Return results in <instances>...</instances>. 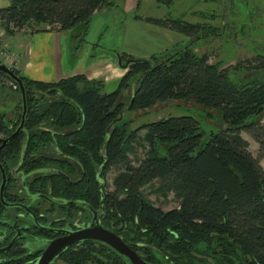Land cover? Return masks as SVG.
<instances>
[{"label": "trees", "instance_id": "obj_1", "mask_svg": "<svg viewBox=\"0 0 264 264\" xmlns=\"http://www.w3.org/2000/svg\"><path fill=\"white\" fill-rule=\"evenodd\" d=\"M114 4L115 0H8L0 8V18L8 34L13 33L11 26L30 33L77 29L78 49L94 13ZM147 20L188 36H196L205 28L177 18ZM158 56L139 58L120 53V66L127 71L112 92L104 91L100 80H87L83 74L56 82L21 76L27 101L33 99L35 91L57 96L42 110L28 111L27 128L34 135L53 132L57 146L69 154L78 151L77 142L92 144L96 168L102 143L108 167L126 162L114 177L107 197L109 214L120 224L123 241L148 253L149 260L153 257L145 243L165 248V256L179 260L190 257V249L199 243L209 247L215 239L220 245L218 240L224 238L248 255L252 264H264V168L260 163L264 159V123L260 117L264 112V75L233 82L228 78L230 69L210 63L206 53L197 55L190 45L156 59ZM238 68L264 70V55L241 60L234 67ZM131 78L135 82L127 109L145 108L167 99L191 100L219 111L226 127L205 136L198 119L188 114L152 120L132 131L118 127L125 109L115 102ZM40 123L54 130H35ZM141 129L147 130L149 150L134 166L127 163L126 142L134 143ZM241 130L248 131L259 144L258 156L249 150ZM162 144L166 145L164 150ZM153 180L175 192L179 207L163 211L143 196V187ZM91 244L66 251L63 262L89 261L96 250ZM97 252L108 255L104 249ZM111 253L108 260L112 264L123 262L118 253Z\"/></svg>", "mask_w": 264, "mask_h": 264}, {"label": "flooded vegetation", "instance_id": "obj_2", "mask_svg": "<svg viewBox=\"0 0 264 264\" xmlns=\"http://www.w3.org/2000/svg\"><path fill=\"white\" fill-rule=\"evenodd\" d=\"M13 71L22 76L16 69ZM14 85V90L9 88L12 94L0 88V264H35L50 241L86 227L98 216L104 228L122 238L119 231L109 226L112 220L107 197L112 189L105 178L109 169L105 143L99 149L100 162L96 168L92 144L77 142L78 151L69 154L57 146L53 132L30 133L26 124L28 111L42 110L54 103L57 96L35 91L33 99L27 101L25 90L24 110L20 88L16 82ZM16 90L20 100L14 98ZM8 105L11 106L7 108ZM35 130L54 129L40 123ZM88 244L96 250L84 264H112L108 259L115 251L95 240L71 245L49 264L63 261L66 251H77ZM131 248L156 264L143 251ZM98 249L106 250L108 255L101 256ZM121 264L128 263L123 259Z\"/></svg>", "mask_w": 264, "mask_h": 264}, {"label": "rangeland", "instance_id": "obj_3", "mask_svg": "<svg viewBox=\"0 0 264 264\" xmlns=\"http://www.w3.org/2000/svg\"><path fill=\"white\" fill-rule=\"evenodd\" d=\"M136 14L147 23H150L147 18H177L192 23H201L205 28L196 36L182 35V39L178 40L171 47H169L171 44L164 35L152 34L146 28H134L131 34H136L138 37H132L129 40L123 38L124 47L123 52L120 53H124L125 48H128L130 55L142 58L144 57V52H148L153 45L160 48L169 47L167 51L165 50L168 52L166 54H171L190 45L195 54L201 55L206 53L210 63H216L221 67L230 69L228 78L233 82L243 83L246 80L262 78L264 75V70L262 69H234L236 63L241 60L251 58L257 54L264 55V0H166V2L165 0L163 2L141 0V5ZM124 21L125 13H123ZM100 28L99 21L97 30ZM105 31L108 32V29H105ZM44 32L47 31H37L35 33ZM13 33L20 32L15 31ZM120 37L121 34L118 36L119 39L117 41H120ZM116 45L120 46V43H116ZM165 51L155 54L161 55ZM164 55L158 56L159 58L157 57L156 59L163 58ZM15 69L17 70V66ZM123 70V73L127 71V69ZM134 80L135 78L129 80L128 86L118 95L115 102V105H119L125 109L121 120L117 124L118 127L124 128L126 126V130L132 131L143 123L169 115L183 114L192 115L198 119L200 129L204 132L205 136L226 127V124L222 120V114L219 111L207 108L191 100L167 99L145 108L127 109L134 88ZM11 83L15 82L9 76L3 73L0 74V88L5 90V93L12 94L9 88L14 90V87ZM38 92L36 91V93ZM14 98L15 100H20L18 90H16ZM10 106L8 105L7 108ZM260 117L264 123V112ZM146 134L147 130L141 129L138 132V139L134 143L131 141L126 142L127 163L134 166L138 165L139 161L145 156V152L149 150ZM240 134L249 142L251 153L254 156H258L259 144L254 140L252 135L246 130H241ZM165 147V144L161 145L162 150ZM260 163L264 168V159H261ZM125 166L126 162H119L109 167L105 178L110 189H113L112 183L114 177ZM142 194L147 200L152 202L156 207H160L163 211L179 207L180 198L172 190H165V187L162 186L159 180H153L146 184L142 189ZM109 224L115 231H121L119 230L120 224H113L112 221ZM218 243L220 245H217L215 239L209 247L199 243L190 249V257L187 259L179 258V260L169 259L165 256L167 254L165 248H157L150 243L145 244L153 257L151 259L153 260L152 262L156 264H252L248 255L244 254L236 246L229 245V240L223 238L222 240H218ZM147 255L149 254L147 253ZM56 264L65 263L59 260Z\"/></svg>", "mask_w": 264, "mask_h": 264}, {"label": "crops", "instance_id": "obj_4", "mask_svg": "<svg viewBox=\"0 0 264 264\" xmlns=\"http://www.w3.org/2000/svg\"><path fill=\"white\" fill-rule=\"evenodd\" d=\"M7 4L8 0H0V8ZM140 5L141 0H115L113 6H103L98 9L91 19L87 37L79 44L78 49H76L77 29L9 34V43L16 57L18 72L28 79L44 82H56L61 78L83 74L87 80H100L104 91L115 90L124 75L119 60L120 52H123L124 47L123 38L127 40L132 37L137 38L136 34H131L134 28H146L152 34L164 35L171 44L169 47L184 35L143 21L136 14ZM123 13H125L124 22ZM99 21L101 28L97 30ZM105 29H108V32ZM120 34L121 39L117 41ZM116 43H120V46ZM169 47L160 48L153 45L148 52L143 51L145 54L142 58L167 51ZM128 51L129 49L125 48L124 52L130 54Z\"/></svg>", "mask_w": 264, "mask_h": 264}, {"label": "water", "instance_id": "obj_5", "mask_svg": "<svg viewBox=\"0 0 264 264\" xmlns=\"http://www.w3.org/2000/svg\"><path fill=\"white\" fill-rule=\"evenodd\" d=\"M0 72L9 76L18 84L25 110L26 97L22 78L2 63H0ZM86 240H95L111 247L128 264H152L137 254V252L124 242L117 233L104 228L100 223V216L96 217V219L86 227L71 231L63 237L50 241L35 264H49L71 245Z\"/></svg>", "mask_w": 264, "mask_h": 264}, {"label": "built area", "instance_id": "obj_6", "mask_svg": "<svg viewBox=\"0 0 264 264\" xmlns=\"http://www.w3.org/2000/svg\"><path fill=\"white\" fill-rule=\"evenodd\" d=\"M13 32H28L26 28H17L11 26ZM9 34L7 33V29L2 25V21L0 18V63L4 64L11 70H15V54L11 50V45L9 43ZM13 87H15L14 83H11Z\"/></svg>", "mask_w": 264, "mask_h": 264}]
</instances>
